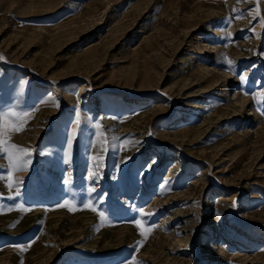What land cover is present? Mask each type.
Segmentation results:
<instances>
[{
    "label": "rangeland",
    "instance_id": "rangeland-1",
    "mask_svg": "<svg viewBox=\"0 0 264 264\" xmlns=\"http://www.w3.org/2000/svg\"><path fill=\"white\" fill-rule=\"evenodd\" d=\"M262 18L256 0H0V112L34 114L12 138L34 150L20 195L0 181V264H264Z\"/></svg>",
    "mask_w": 264,
    "mask_h": 264
},
{
    "label": "snow or ice",
    "instance_id": "snow-or-ice-1",
    "mask_svg": "<svg viewBox=\"0 0 264 264\" xmlns=\"http://www.w3.org/2000/svg\"><path fill=\"white\" fill-rule=\"evenodd\" d=\"M261 2H264V0H256V3L259 4ZM254 16H259V8L256 9ZM262 24H264V18H262ZM222 63L227 65L229 68H232L235 64L233 60L228 58L227 56H224L222 59ZM240 81H245L246 76L243 74L239 75ZM254 100L257 104L264 101V92L257 93L254 97ZM58 107L59 105L56 104ZM34 114L32 112H17L14 110L9 111H2L0 112V158H6L8 161V173L7 175H0V181H4L7 189L11 191H15V196L20 195V185L22 184V181L14 176V173L17 171L26 170L29 165L31 164V156L33 154V149L23 147L20 145H17L12 142V138L15 134H18L20 132H23L26 130V125L28 119H30ZM80 124L79 119L76 120V127H73L71 130V133L67 137V146L69 149H71L73 141L77 138L78 135V126ZM97 128H99V125H96ZM152 133L150 132L149 135ZM97 143L100 145L101 152H107V138L103 135V133H100L98 135ZM71 153L69 151L68 153V160L66 162H70ZM92 161L97 164L98 167L102 166L103 162V155H93L91 157ZM67 183V182H66ZM91 191H95V189H91ZM2 195V193H0ZM10 199L13 197H9ZM235 206V205H234ZM58 207L62 208H68L69 211H76L77 206L71 201L65 200L63 203L59 204ZM19 208L21 211H31V208H25L24 205H19ZM83 208L91 210L93 212H97V209L95 206H93L90 202L83 203ZM3 209H0V212H2ZM141 214L149 215V213H144L143 209L139 210ZM98 215L102 222H105L107 220V217L105 216V213L100 211L98 212ZM135 226L140 230V235L144 237V239H147L148 235H150L152 229L145 227L143 222L140 220L133 221ZM144 243V240H141L139 242L138 246H142ZM30 245L24 246L20 248L21 251L26 250V247ZM132 264H140L139 261L133 260Z\"/></svg>",
    "mask_w": 264,
    "mask_h": 264
}]
</instances>
